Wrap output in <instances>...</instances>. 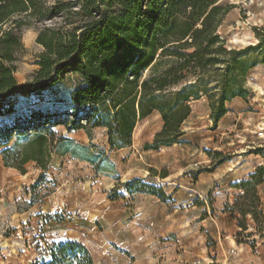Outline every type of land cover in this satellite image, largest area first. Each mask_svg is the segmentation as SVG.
<instances>
[{
	"label": "rangeland",
	"instance_id": "obj_1",
	"mask_svg": "<svg viewBox=\"0 0 264 264\" xmlns=\"http://www.w3.org/2000/svg\"><path fill=\"white\" fill-rule=\"evenodd\" d=\"M59 1L75 3L74 8L79 4ZM217 6L228 10L216 27L222 48L250 66L242 82L246 95L226 101L227 112L214 124L209 101L200 92L199 100L189 102L183 136L165 150L144 149L162 127L156 111L136 121L131 145L121 149L109 148L104 128L86 126L87 134L52 126L51 120L45 124L47 114L74 120L72 92L81 82L72 71L36 95L10 97L12 112L0 116V264H34L52 243L69 239L85 247L94 264H264V229L259 232L249 215L242 220L233 213L235 203H243L237 200L242 194L237 185L250 180L264 159L257 154L264 148V0H220ZM70 14L30 20L21 28V48L12 63L17 89L36 77L35 62L44 51L35 42L38 31L63 25ZM228 58L197 71L183 86L199 80L215 102ZM40 104L47 109L36 111ZM46 129L53 133L46 168L28 161L20 172L16 166L26 139ZM60 137L72 144L59 146ZM135 179L138 183L125 185ZM139 183L160 189L169 199L136 191ZM255 190L264 214V184Z\"/></svg>",
	"mask_w": 264,
	"mask_h": 264
},
{
	"label": "trees",
	"instance_id": "obj_2",
	"mask_svg": "<svg viewBox=\"0 0 264 264\" xmlns=\"http://www.w3.org/2000/svg\"><path fill=\"white\" fill-rule=\"evenodd\" d=\"M220 0H79L66 3L57 0L46 5L45 0H0V116L10 114L8 100L18 93L36 95L51 88L69 71L80 77L81 84L72 92L71 116L74 120L59 121L54 114H47L46 124L63 125L68 132L89 128L106 129L110 149L131 145V133L136 121L147 118L156 111L162 127L155 133L151 144L144 149L161 150L178 143L183 133L181 124L190 116L189 102L199 100V93L206 95L215 124L227 112L224 103L232 98H243L246 89L242 82L250 66L234 58L235 51L222 48L216 27L228 12L217 6ZM71 9V10H70ZM72 15L59 27H45L38 31L35 42L44 51L35 62L38 69L31 84L16 88L12 63L21 48L20 31L30 20L41 22ZM79 18L78 20H75ZM248 35L245 34V38ZM255 33V39L258 40ZM263 38V37H262ZM263 40V39H262ZM259 40L258 42H261ZM192 49L187 54L182 52ZM174 60L171 61L169 58ZM225 61V83L221 94L213 102L200 82L183 86L189 76L205 71L208 66ZM264 60V53H263ZM173 62L171 66H166ZM237 72V75L234 73ZM175 88V92L172 89ZM43 102L39 100L34 105ZM37 106L36 111L47 109ZM37 120L41 117L37 113ZM84 120L85 124L80 121ZM18 127L15 125L14 130ZM1 136V135H0ZM48 136L53 133L34 132L27 138V145L19 155L16 168L24 173L23 165L35 162L46 168L50 156ZM59 146L72 144L60 137ZM80 150L86 151L84 146ZM64 152H67L64 151ZM8 151L3 152V157ZM73 156L81 160L88 157ZM257 154L264 158V148ZM5 164L7 166L8 163ZM263 165L250 175V180L237 186L242 194L234 205L233 213L243 220L249 215L259 232L264 229V214L259 209L255 187L264 184ZM138 183L137 179L126 186ZM138 192L167 200L160 189L139 183ZM241 231L245 223L238 222ZM241 243V242H240ZM34 264H94L85 247L68 240L52 243L45 257Z\"/></svg>",
	"mask_w": 264,
	"mask_h": 264
},
{
	"label": "bare ground",
	"instance_id": "obj_3",
	"mask_svg": "<svg viewBox=\"0 0 264 264\" xmlns=\"http://www.w3.org/2000/svg\"><path fill=\"white\" fill-rule=\"evenodd\" d=\"M137 133H138V130L136 129L135 132H134V135H133V139H136Z\"/></svg>",
	"mask_w": 264,
	"mask_h": 264
}]
</instances>
